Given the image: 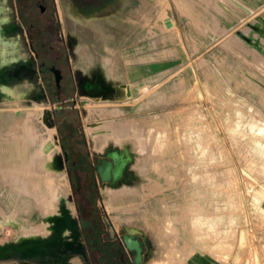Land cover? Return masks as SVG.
I'll use <instances>...</instances> for the list:
<instances>
[{"label": "rangeland", "instance_id": "1", "mask_svg": "<svg viewBox=\"0 0 264 264\" xmlns=\"http://www.w3.org/2000/svg\"><path fill=\"white\" fill-rule=\"evenodd\" d=\"M102 1L65 12L75 79L95 87L62 109L15 76L32 54L0 0V244L51 237L66 196L88 258L71 264H264V0ZM69 111L91 158L128 155L127 180L97 192L85 142L59 130Z\"/></svg>", "mask_w": 264, "mask_h": 264}, {"label": "flooded vegetation", "instance_id": "2", "mask_svg": "<svg viewBox=\"0 0 264 264\" xmlns=\"http://www.w3.org/2000/svg\"><path fill=\"white\" fill-rule=\"evenodd\" d=\"M10 1V0H5ZM13 2V13L17 17L18 24L22 27V32L24 36H26L29 49L32 54V59L28 64H19L18 67L27 65L29 70L27 75H16V70L14 69V73L16 77H27L29 79H34L36 75H39L40 79L44 82V86L47 85L48 91L43 97L52 101L55 99H59L58 103L61 104L62 109L73 108V105H70L69 102H75L74 96L66 97L63 99L64 95H69L71 89H75L79 87L82 91L84 88V78H79L76 81L75 76L73 74V67L70 58L69 48L67 45L66 32L63 28V22L65 21L67 12L70 16V9L74 11V14H78L82 17V13H78L76 8H92L99 7L98 5L102 3V0H11ZM23 9H26L28 13L24 20ZM75 17L76 16H72ZM7 18V22L11 23L9 17ZM19 28L17 24L14 25ZM35 41L40 43V46L45 53L46 59L41 60V53L35 45ZM58 70L61 72L60 82H57ZM46 84V85H45ZM58 91L59 94L55 96H51V92ZM57 93V92H56ZM84 140V144L87 148V153L89 155V165L94 169L95 176V184L99 190V184L101 178L98 172L96 171V167L104 160H112L108 158V154L114 151H118L120 156L126 160V165L123 168L122 176L116 181L115 184L112 182H103L111 185H118L123 181L127 180V174L129 170V160H127L128 155L119 149H110L105 153V155L97 156L95 159L91 158L89 148L87 146V142ZM65 151V157H66ZM66 164L69 165V156L67 154ZM120 163V162H119ZM135 239H138L141 242L142 253H143V242L135 236ZM81 242H83L80 237ZM84 250H86L84 246ZM87 253V252H86ZM135 257V251H133ZM71 256L70 253L66 254ZM73 257L79 256L77 254L72 255ZM72 257V258H73ZM80 258H84L88 260L87 254L86 257L79 256Z\"/></svg>", "mask_w": 264, "mask_h": 264}, {"label": "water", "instance_id": "3", "mask_svg": "<svg viewBox=\"0 0 264 264\" xmlns=\"http://www.w3.org/2000/svg\"><path fill=\"white\" fill-rule=\"evenodd\" d=\"M61 79V72L58 70L57 82ZM108 158L97 167L96 171L103 182L116 181L122 176L126 160L120 156L118 151L109 153ZM67 157V153H66ZM130 158L128 157L127 160ZM120 162V163H119ZM53 222L54 234L47 239L26 240L22 242H8L0 244V260L7 258H16L20 260H37L43 264H71L72 255L86 257L84 244L80 240V230L78 218L61 203V215L51 218ZM124 234V243L127 249L135 251L134 261L140 263L143 258L141 242L135 239V233L128 229ZM70 253L71 256L66 255Z\"/></svg>", "mask_w": 264, "mask_h": 264}, {"label": "trees", "instance_id": "4", "mask_svg": "<svg viewBox=\"0 0 264 264\" xmlns=\"http://www.w3.org/2000/svg\"><path fill=\"white\" fill-rule=\"evenodd\" d=\"M73 91H74V89H71V91L69 93V96H67V97H71V95L73 94ZM75 113L77 114V112H75ZM68 115H70L71 117L65 118L64 121H61L59 123V126H60L59 130H60L61 133H62L63 128H67V129L70 130V136H69L70 139L69 140H70V143L73 146V149L76 150V147L78 146L79 142L80 141H83L84 142V140H83V136L78 131L77 122H76V119H74V117H73V115H74L73 112L69 111L68 112ZM63 147H64V150L67 152V154L69 156V153L67 151V145H66V141L65 140H64ZM91 169H92L91 177H92V180L95 182V176H94V173H93L94 172V169H93V167H91ZM70 174H71V172H70ZM71 179H72V184L75 187L73 177ZM75 190L77 191L78 188L75 187ZM97 192L99 193L98 188H97Z\"/></svg>", "mask_w": 264, "mask_h": 264}, {"label": "bare ground", "instance_id": "5", "mask_svg": "<svg viewBox=\"0 0 264 264\" xmlns=\"http://www.w3.org/2000/svg\"><path fill=\"white\" fill-rule=\"evenodd\" d=\"M95 86L92 85L90 82L88 81H84V88L83 90L85 92H89L91 89H93ZM60 165V160H56V166H59ZM65 203L66 207L72 212L73 215H75L76 211H75V208L73 206V204L71 203L70 199L68 197H63L61 200H60V203H59V206L61 205V203ZM59 206H58V209H59ZM58 213V211H57ZM52 234V233H51ZM50 234V235H51ZM49 235V236H50ZM48 236V237H49ZM48 237H44V238H39V239H47ZM39 239H36V240H39Z\"/></svg>", "mask_w": 264, "mask_h": 264}, {"label": "crops", "instance_id": "6", "mask_svg": "<svg viewBox=\"0 0 264 264\" xmlns=\"http://www.w3.org/2000/svg\"><path fill=\"white\" fill-rule=\"evenodd\" d=\"M53 103H58V100H57V99H55V100L53 101Z\"/></svg>", "mask_w": 264, "mask_h": 264}]
</instances>
